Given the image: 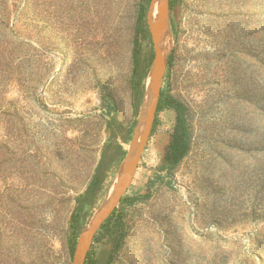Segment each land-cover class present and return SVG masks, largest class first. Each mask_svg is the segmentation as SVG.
Masks as SVG:
<instances>
[{"label": "rangeland", "instance_id": "1", "mask_svg": "<svg viewBox=\"0 0 264 264\" xmlns=\"http://www.w3.org/2000/svg\"><path fill=\"white\" fill-rule=\"evenodd\" d=\"M150 1L30 0L22 13L23 0H8L9 24L22 13L31 45L11 66L0 52V264H72L136 124L154 56ZM169 10L159 98L181 105L188 151L163 163L176 113L156 112L88 260L264 264V0H169ZM4 36L17 40L5 23ZM195 52L212 60L197 87L186 75L200 68Z\"/></svg>", "mask_w": 264, "mask_h": 264}, {"label": "water", "instance_id": "2", "mask_svg": "<svg viewBox=\"0 0 264 264\" xmlns=\"http://www.w3.org/2000/svg\"><path fill=\"white\" fill-rule=\"evenodd\" d=\"M147 23L153 43L154 56L145 78L144 93L129 147L109 184L103 202L93 212L78 237L72 264H84L94 236L130 187L153 129L159 91L166 72L169 54L166 44L171 40L169 0L150 1ZM166 51L167 54L164 55Z\"/></svg>", "mask_w": 264, "mask_h": 264}, {"label": "trees", "instance_id": "3", "mask_svg": "<svg viewBox=\"0 0 264 264\" xmlns=\"http://www.w3.org/2000/svg\"><path fill=\"white\" fill-rule=\"evenodd\" d=\"M17 0H12V3L10 5L14 6ZM30 7V0H23L22 5V13L24 10H29ZM20 10V11H21ZM3 12V13H2ZM8 13L11 14V11L8 7V0H5L4 2H1L0 4V17H3V19L0 18V25H3L5 23V31H9L11 36L13 38H16L17 40H10L8 39V36H4V38L0 41V52L3 60L5 61L6 65L11 66L14 62L15 58V51L19 49L21 46L23 47H30L31 45V31L28 28V24L24 26L26 30L23 28V24L21 25V18L22 13H18V15L15 18L14 23L9 24L8 19ZM12 25V27H11ZM21 27L19 30V27ZM4 30V28H3ZM2 31V30H1ZM16 41V43H15ZM171 57H169L168 63L170 62ZM172 108L176 113V125L174 127V132L171 136V140L167 146V149L165 151V154L163 156V163L169 165L170 167L176 166L182 158L186 155L188 151V144L186 140V131L184 127V121L182 118L181 113V105L179 102L174 100L168 95H160L157 111L161 110L162 108ZM155 124V121H154ZM154 128V125H153ZM153 130V129H152ZM114 211L111 213L109 218L102 224L99 230L106 227V225L111 221ZM89 253H87L84 264H92L88 260ZM110 258L108 259L107 264H109Z\"/></svg>", "mask_w": 264, "mask_h": 264}, {"label": "bare ground", "instance_id": "4", "mask_svg": "<svg viewBox=\"0 0 264 264\" xmlns=\"http://www.w3.org/2000/svg\"><path fill=\"white\" fill-rule=\"evenodd\" d=\"M194 4H193V7H194ZM184 7H185L186 10H189L190 9V4L187 3V2H184ZM187 20L191 24L196 23V18L192 17V15L190 16V15L187 14ZM172 44L173 43L170 40V44L166 47L167 50L170 49ZM166 54H167V51L164 53V55H166ZM190 58H192L194 60L198 58V61L196 62V65H198L200 68L195 70V71H193V72H191V73H187L186 72V75L187 76L192 75L193 82H191V85L194 86V87H197L202 78H207L206 75L208 73L209 65L211 64L212 60H211V56H209V55H206L203 58H201L200 52L192 53L190 55Z\"/></svg>", "mask_w": 264, "mask_h": 264}]
</instances>
